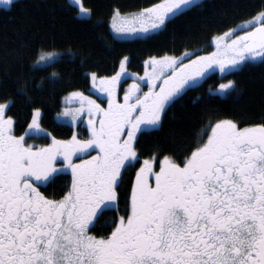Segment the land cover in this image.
Returning a JSON list of instances; mask_svg holds the SVG:
<instances>
[{
  "label": "snow or ice",
  "instance_id": "1",
  "mask_svg": "<svg viewBox=\"0 0 264 264\" xmlns=\"http://www.w3.org/2000/svg\"><path fill=\"white\" fill-rule=\"evenodd\" d=\"M75 2L77 15L91 19L92 9L83 0ZM197 2L164 0L129 15L114 10V38L138 29L162 30ZM237 31L242 35L223 45L218 37L215 52L192 60L188 57L196 50L150 58L152 70L142 80L147 91L136 83L137 74L118 95L121 74L128 75L127 56L112 77L90 73L107 106L73 91L79 107L64 109L74 121L87 116V139L73 134L30 144L26 136L50 135L38 123L41 109L33 110L28 131L16 135L13 117L6 115L12 102L0 103V264H264V122L241 126L217 119L201 129L187 155L144 159L125 214L113 220L106 235L91 231L104 209L118 207L117 189L140 160L138 134L160 128L168 107L209 71L232 73L257 57L264 63V11L223 35ZM57 55L55 48H41L35 63H49ZM58 76L51 73L53 83ZM219 89L231 92L235 83L229 80ZM69 171L71 185L64 195L57 199L41 191Z\"/></svg>",
  "mask_w": 264,
  "mask_h": 264
},
{
  "label": "trees",
  "instance_id": "2",
  "mask_svg": "<svg viewBox=\"0 0 264 264\" xmlns=\"http://www.w3.org/2000/svg\"><path fill=\"white\" fill-rule=\"evenodd\" d=\"M159 1L83 0L94 13L91 19L79 17L78 5L69 0H13L9 6H0V103L12 102L6 114L13 117L15 134L25 132L33 110L40 108L42 128L56 138L69 137L74 128L58 122L55 114L67 93L88 92L91 72L112 75L125 56L129 57V70L141 72L149 57L209 51L215 35L264 11V0H198L162 30L145 37L114 38L110 22L114 10L134 12ZM41 48L61 53L40 65L35 61ZM54 71L59 73L56 83L51 77ZM229 80L234 81L235 90L221 91L219 85ZM224 118L241 126L264 122V63L260 59L242 63L232 73L212 71L168 107L160 128L138 134L135 148L140 160L128 169L117 189L118 207L104 209L92 233L106 235L114 227L113 220L125 214L135 174L144 159L187 155L196 146L201 129ZM49 138L38 139L47 142ZM71 180L69 173L63 174L41 191L58 199L69 190Z\"/></svg>",
  "mask_w": 264,
  "mask_h": 264
},
{
  "label": "rangeland",
  "instance_id": "3",
  "mask_svg": "<svg viewBox=\"0 0 264 264\" xmlns=\"http://www.w3.org/2000/svg\"><path fill=\"white\" fill-rule=\"evenodd\" d=\"M12 1L13 0H11V3H12ZM71 3H73V4H75V5H77L76 4V2H75V0H69ZM162 2H164V0H160L159 2H157V3H155V4H159V3H162ZM10 3V4H11ZM10 4H5V0H0V6H9ZM154 4V5H155ZM147 9V8H146ZM142 10H144V9H141V10H138V11H134V12H128V13H122L121 11H119L122 15H129V14H133V13H137V12H140V11H142ZM262 12V11H261ZM260 13V12H259ZM258 14V13H257ZM256 14V15H257ZM255 15V16H256ZM250 19V18H249ZM248 19H245V20H242V21H240L238 24H240L241 22H243V21H247ZM111 22V21H110ZM237 25V24H236ZM236 25H234L233 27H231V28H229V29H232V28H234ZM229 29H227V30H225L224 32H222V33H219V34H217V35H215L213 38H212V40H211V45H212V48H211V50H209V51H202V52H195L194 53V55L193 56H189L188 57V60H192V59H195L197 56H203V55H207V54H209V53H212V52H215L216 50H217V45H216V39L219 37L220 38V43H221V45H223V44H225V43H230L231 42V40H234L235 39V37L236 36H239V35H241V31H237V32H235V35H230V36H228V37H226V36H224L223 34L225 33V32H227ZM244 29H247V27H245V28H243V30ZM113 30V29H112ZM157 32V31H156ZM113 33H114V30H113ZM151 33H154V32H152L151 30L149 31V32H147V33H142V32H140L139 31V29L137 30V33H131V34H127V35H125V36H121V37H118V38H121V39H130V38H134V37H145V36H147V35H149V34H151ZM58 51V50H57ZM188 51H192V50H188ZM185 52V51H184ZM183 52V53H184ZM58 53H59V55H60V51H58ZM183 53H181V54H178V55H174V54H165V55H169V56H177V57H179V56H181ZM59 55H57V56H55V57H53L52 59H51V61L50 62H52L53 60H55ZM165 55H162V56H153V57H149V58H147L146 60H145V62H144V68H143V71H141V72H131L130 70H129V68L127 67V63H126V65H125V73L126 74H128V75H125V74H121V78H120V83H119V86H118V95L119 96H122L123 95V93H124V91H126L131 85H132V83H133V80L136 78V76H137V74H138V76L141 78V79H136V83H139V84H141V87H142V89L144 90V91H147V87L142 83V80H146V79H148L147 77H145V75H144V73H145V71L147 70V71H151L152 69H151V65L150 64H147L146 62L147 61H149V59L150 58H162V57H164ZM256 59H259V57H257ZM49 62V63H50ZM188 61L187 60H185L184 61V63H187ZM38 64H40V65H45V64H48V63H44V62H41V63H38ZM218 70V69H217ZM120 71V66H119V68H118V70L116 71V73L117 72H119ZM216 71V70H215ZM219 71V70H218ZM212 71H209L208 72V74L209 73H211ZM220 73H224V72H221V71H219ZM91 73H93V72H91ZM95 73V72H94ZM116 73H114V74H112V75H109V76H102V75H99V74H97L96 73V76H97V79H99L100 77H112V76H114ZM168 75H171V72H168ZM90 80H91V83H90V88L88 89V92H86V91H83V90H74V91H81V92H83L86 96H90V97H92V98H94V99H96L98 102H100L101 104H103L105 107L107 106V101H106V99H103V94H100V91H99V89H97L96 88V86L92 83V78H91V76H90ZM203 80V79H202ZM202 80H200V81H198V83L199 82H201ZM160 83H162V80H158L157 81V85H159ZM157 90H158V88H157ZM73 91H71V92H69V93H67L63 98H62V105H61V108H60V110L59 111H57V113L55 114V119L58 121V122H63V123H67V124H69V125H71L73 128H74V132H73V134H76L77 135V137L79 138V139H87L88 138V135H89V129L86 127V121H87V116L86 115H84V114H82L83 115V120H81L80 118H77L75 121L72 119V116L71 115H69V114H65L64 113V109L65 108H77V107H79V104L78 103H76V102H74V100H73V98L71 97V93H72ZM3 103V102H2ZM34 114V113H33ZM7 115V114H6ZM32 118H33V116H32ZM32 118H31V121H32ZM31 121H30V123H31ZM29 123V124H30ZM38 123H39V125H40V127L42 128V126H41V114H40V116L38 117ZM29 124H28V126H27V129L25 130V132L23 133V134H25L27 131H28V127H29ZM43 129V128H42ZM15 134V133H14ZM72 134V135H73ZM17 135V134H16ZM20 135H22V134H20ZM72 135L71 136H69V137H66V138H62V140H68V139H70L71 137H72ZM33 136V135H32ZM34 136H36L37 138H32L31 140H29V141H27L28 143H30V144H36V145H43V144H49V143H51L52 141H51V138H49V140L47 141V142H43L42 140H39L38 138L39 137H41L42 135H34ZM50 137H51V135H49ZM27 137V136H26ZM57 139H61V138H57ZM95 153H92V155H94ZM81 159H87L88 157H86V156H81L80 157ZM152 158V157H151ZM59 159V158H58ZM74 162H75V158H74ZM142 163H143V161H142ZM142 163H141V165H142ZM141 165H140V167H141ZM139 167V168H140ZM157 170H158V167H157ZM70 175H71V173H70V171L68 172ZM71 178H72V176H71Z\"/></svg>",
  "mask_w": 264,
  "mask_h": 264
},
{
  "label": "water",
  "instance_id": "4",
  "mask_svg": "<svg viewBox=\"0 0 264 264\" xmlns=\"http://www.w3.org/2000/svg\"><path fill=\"white\" fill-rule=\"evenodd\" d=\"M249 31V30H248Z\"/></svg>",
  "mask_w": 264,
  "mask_h": 264
}]
</instances>
